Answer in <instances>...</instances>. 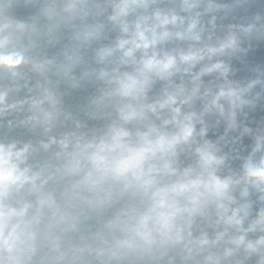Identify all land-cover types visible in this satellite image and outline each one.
<instances>
[{
	"label": "water",
	"instance_id": "95a60500",
	"mask_svg": "<svg viewBox=\"0 0 264 264\" xmlns=\"http://www.w3.org/2000/svg\"><path fill=\"white\" fill-rule=\"evenodd\" d=\"M0 264H264V0H0Z\"/></svg>",
	"mask_w": 264,
	"mask_h": 264
}]
</instances>
